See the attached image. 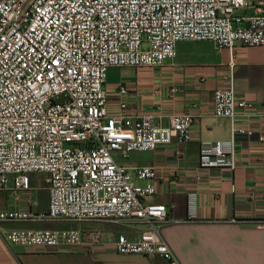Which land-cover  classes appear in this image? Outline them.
<instances>
[{
    "label": "built area",
    "instance_id": "built-area-1",
    "mask_svg": "<svg viewBox=\"0 0 264 264\" xmlns=\"http://www.w3.org/2000/svg\"><path fill=\"white\" fill-rule=\"evenodd\" d=\"M181 42L232 52L264 47V0H0V192L20 201L36 189L33 176L43 175L48 193L46 212L29 196L24 209L0 210V224L146 222L139 238L113 241L116 251L181 264L162 235L167 206L147 202L153 185L136 184L156 180V168H128L115 154L184 147L196 117L177 114L159 126L152 114L133 116L125 86L111 114L106 89L110 68L162 67ZM224 80L214 92L216 117L255 109L236 94L233 62ZM233 133L254 135L240 127ZM200 166L233 163L217 143L201 149ZM5 239L60 252L106 243L99 231L76 230H10Z\"/></svg>",
    "mask_w": 264,
    "mask_h": 264
},
{
    "label": "crops",
    "instance_id": "crops-1",
    "mask_svg": "<svg viewBox=\"0 0 264 264\" xmlns=\"http://www.w3.org/2000/svg\"><path fill=\"white\" fill-rule=\"evenodd\" d=\"M231 62L237 96L255 104L252 111L238 110L233 120L216 117L213 107L214 92L226 85ZM120 86L129 89L126 100L133 116L152 114L159 126H168L177 114L196 117L193 139L184 147L174 142L128 158L115 154L128 168H156V180L136 184L153 185L157 192L147 202L167 206L162 235L179 262L264 264V47L240 45L232 52L210 42H181L176 58L162 67L110 68L106 89L111 114L119 110ZM234 127L254 135H234ZM217 143L224 144L233 166L201 167V149ZM38 193V211L46 212L44 184L20 195V201L13 193L0 192V210L24 209V201L29 196L38 200ZM10 225L0 224V264H166L159 256L122 255L115 249L113 241L121 234L139 238L149 228L146 222L57 221L47 229H23L99 231L106 241L93 250L82 246L61 252L8 244L6 231L16 230Z\"/></svg>",
    "mask_w": 264,
    "mask_h": 264
},
{
    "label": "rangeland",
    "instance_id": "rangeland-1",
    "mask_svg": "<svg viewBox=\"0 0 264 264\" xmlns=\"http://www.w3.org/2000/svg\"><path fill=\"white\" fill-rule=\"evenodd\" d=\"M43 179V175H34L33 176V181H34V186L37 187H42L44 182L41 181ZM42 193V192H41ZM38 200V206L37 209H41L40 208V193L37 194ZM42 202V201H41ZM54 222H43V223H36V222H32V223H17V224H11L10 227L12 229H16V230H23V229H47L49 228V225H51V227L53 226ZM8 226V225H7Z\"/></svg>",
    "mask_w": 264,
    "mask_h": 264
}]
</instances>
